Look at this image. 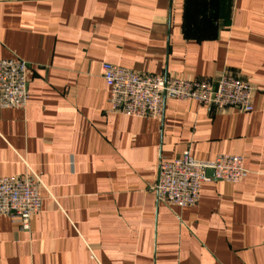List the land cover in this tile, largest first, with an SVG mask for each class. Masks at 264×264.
I'll return each mask as SVG.
<instances>
[{"label": "crops", "instance_id": "obj_1", "mask_svg": "<svg viewBox=\"0 0 264 264\" xmlns=\"http://www.w3.org/2000/svg\"><path fill=\"white\" fill-rule=\"evenodd\" d=\"M29 63L25 109L0 107V177L46 184L25 230L0 215V264H264V0H0V59ZM191 80L230 73L251 112L166 99L110 112L102 67ZM244 156L194 206L157 200L160 161Z\"/></svg>", "mask_w": 264, "mask_h": 264}, {"label": "built area", "instance_id": "obj_2", "mask_svg": "<svg viewBox=\"0 0 264 264\" xmlns=\"http://www.w3.org/2000/svg\"><path fill=\"white\" fill-rule=\"evenodd\" d=\"M29 63L13 53L0 59V107L25 109L29 101ZM103 77L109 85L110 112L135 117H159L166 99H195L210 108L254 109L253 87L242 77L223 73L216 79L191 80L156 74H139L132 69L106 64ZM208 170L213 175H208ZM248 175L244 156L220 153L211 161H201L190 153L160 161L153 185L157 200L178 207L198 203L204 182L222 180L239 183ZM46 189L41 176L27 165L26 173L0 177V215L19 221L25 230L42 207Z\"/></svg>", "mask_w": 264, "mask_h": 264}, {"label": "water", "instance_id": "obj_3", "mask_svg": "<svg viewBox=\"0 0 264 264\" xmlns=\"http://www.w3.org/2000/svg\"><path fill=\"white\" fill-rule=\"evenodd\" d=\"M208 175L212 176L213 175V171L212 170H208Z\"/></svg>", "mask_w": 264, "mask_h": 264}]
</instances>
